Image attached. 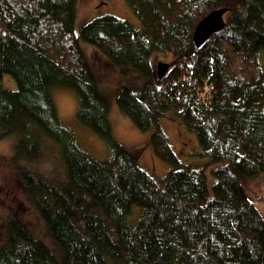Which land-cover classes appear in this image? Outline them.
I'll list each match as a JSON object with an SVG mask.
<instances>
[{
    "label": "trees",
    "instance_id": "16d2710c",
    "mask_svg": "<svg viewBox=\"0 0 264 264\" xmlns=\"http://www.w3.org/2000/svg\"><path fill=\"white\" fill-rule=\"evenodd\" d=\"M126 2L142 30L109 14L78 33L79 0H0V134L17 139L19 186L50 243L10 215L0 264H264V216L249 194L264 178V0ZM221 8L230 9L227 27L198 51L199 23ZM83 44L139 80L119 88L117 105L153 131V152L170 166L164 179L114 138ZM155 55L173 60L164 80ZM6 76L16 89L3 86ZM55 86L76 95L77 120L106 143V161L84 152L63 122ZM175 116L206 165L177 156L162 128ZM55 153L64 174L31 168Z\"/></svg>",
    "mask_w": 264,
    "mask_h": 264
},
{
    "label": "rangeland",
    "instance_id": "374dc122",
    "mask_svg": "<svg viewBox=\"0 0 264 264\" xmlns=\"http://www.w3.org/2000/svg\"><path fill=\"white\" fill-rule=\"evenodd\" d=\"M109 14L130 22L139 30L143 29L142 24L134 15L126 0H79L77 32L79 33L96 18ZM225 18L227 20L228 15ZM83 49L98 76L101 90L110 104L109 121L114 138L136 156L142 168L158 180L164 179L170 170V166L159 160L153 152L150 143L153 131L142 132L137 129L117 105L119 88L130 86L137 89L140 86L139 80L131 73L122 74L95 48L83 44ZM160 62L172 64L173 60L167 55H155L153 65L156 72ZM262 66L264 70V58H262ZM3 86L12 90L17 88L15 81L10 76L5 77ZM51 95L63 122L74 131L84 152L99 161H106L108 159L106 143L83 127L77 120L78 100L76 95L70 90L59 86L51 89ZM162 128L170 138L174 151L183 164L197 163L200 166L207 164V159L198 156L200 147L197 137L183 127L180 117L175 116L173 119H164ZM16 143V138L1 136L0 134V243L4 241L6 220L10 215L22 220L31 230L49 243L43 222L27 199L23 189L19 186L17 170L12 163ZM57 156L56 153L55 155H48L46 162L31 166V168L48 176L62 175L64 174V168ZM249 194L254 201H257L256 204L264 216V200H259L264 195L263 177L250 183ZM134 209V214L129 219L131 226H135L141 216V209L139 207Z\"/></svg>",
    "mask_w": 264,
    "mask_h": 264
},
{
    "label": "water",
    "instance_id": "95a60500",
    "mask_svg": "<svg viewBox=\"0 0 264 264\" xmlns=\"http://www.w3.org/2000/svg\"><path fill=\"white\" fill-rule=\"evenodd\" d=\"M229 12V8L217 9L199 23L193 38L195 49L202 50L213 36L220 34L227 27L228 22L225 17ZM171 69L172 64L160 62L156 72L159 79L164 80Z\"/></svg>",
    "mask_w": 264,
    "mask_h": 264
}]
</instances>
